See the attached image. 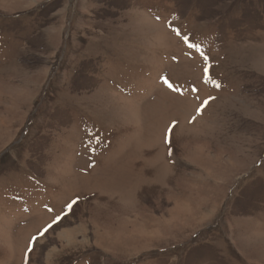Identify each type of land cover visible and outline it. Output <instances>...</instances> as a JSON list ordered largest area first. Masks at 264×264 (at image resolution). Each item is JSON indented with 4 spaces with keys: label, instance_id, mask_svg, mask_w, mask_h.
I'll list each match as a JSON object with an SVG mask.
<instances>
[{
    "label": "rangeland",
    "instance_id": "374dc122",
    "mask_svg": "<svg viewBox=\"0 0 264 264\" xmlns=\"http://www.w3.org/2000/svg\"><path fill=\"white\" fill-rule=\"evenodd\" d=\"M0 264H264V0H0Z\"/></svg>",
    "mask_w": 264,
    "mask_h": 264
},
{
    "label": "bare ground",
    "instance_id": "6f19581e",
    "mask_svg": "<svg viewBox=\"0 0 264 264\" xmlns=\"http://www.w3.org/2000/svg\"><path fill=\"white\" fill-rule=\"evenodd\" d=\"M216 102V101H215ZM185 191V190H184ZM147 194V193H146ZM190 210L187 208H184V206H180V205H178L177 206V210H176V212L174 211V214H175V216H176V218H178L179 217V215H178V213H181V214H184V213H187V212H189ZM141 221V220H140ZM135 222V221H134ZM142 223V222H141ZM136 224V223H135ZM135 228V227H134ZM157 230V229H156ZM138 231H139V229H138ZM137 231V232H138ZM146 231V230H145ZM158 232V231H157ZM66 234V233H65ZM73 234V233H72ZM72 238V237H71ZM119 241V240H118ZM115 242H116V240H115ZM120 242V241H119ZM122 243V242H121ZM51 255V254H50Z\"/></svg>",
    "mask_w": 264,
    "mask_h": 264
},
{
    "label": "snow or ice",
    "instance_id": "6c2138e0",
    "mask_svg": "<svg viewBox=\"0 0 264 264\" xmlns=\"http://www.w3.org/2000/svg\"><path fill=\"white\" fill-rule=\"evenodd\" d=\"M177 34H179V32H177ZM187 39H188V37H185V40L187 41ZM190 47H199L198 45H190ZM205 59L207 60V57H205ZM205 72H207V68L205 69ZM169 87H172V85L171 84H169ZM177 91L179 90V89H176ZM205 104H206V102H205ZM197 111H200V109H197ZM175 123V122H174ZM69 207H71V205H69ZM47 229H45V231H46ZM35 239V238H34Z\"/></svg>",
    "mask_w": 264,
    "mask_h": 264
}]
</instances>
